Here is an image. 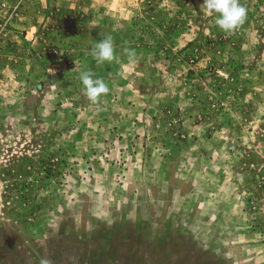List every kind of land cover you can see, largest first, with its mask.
<instances>
[{
  "label": "rangeland",
  "instance_id": "374dc122",
  "mask_svg": "<svg viewBox=\"0 0 264 264\" xmlns=\"http://www.w3.org/2000/svg\"><path fill=\"white\" fill-rule=\"evenodd\" d=\"M239 3L228 34L203 0H0V264H264V0Z\"/></svg>",
  "mask_w": 264,
  "mask_h": 264
},
{
  "label": "clouds",
  "instance_id": "9594fccd",
  "mask_svg": "<svg viewBox=\"0 0 264 264\" xmlns=\"http://www.w3.org/2000/svg\"><path fill=\"white\" fill-rule=\"evenodd\" d=\"M209 16L215 14V24L224 33L235 32L246 20L247 9L239 0H203ZM113 42L110 38L96 44L93 57L98 63L113 59ZM130 57L135 55L133 50H126ZM80 81L84 86V95L92 104H97L102 95L108 92L107 85L101 79H93L90 72H82ZM41 264H47L42 261Z\"/></svg>",
  "mask_w": 264,
  "mask_h": 264
},
{
  "label": "trees",
  "instance_id": "16d2710c",
  "mask_svg": "<svg viewBox=\"0 0 264 264\" xmlns=\"http://www.w3.org/2000/svg\"><path fill=\"white\" fill-rule=\"evenodd\" d=\"M14 187H17L18 191L21 189L20 186H18V185L17 186H14ZM26 189H28V187H26ZM26 189L23 190V193L25 192V195L27 197H29L30 196V192H28V190H26ZM20 191H22V189Z\"/></svg>",
  "mask_w": 264,
  "mask_h": 264
}]
</instances>
